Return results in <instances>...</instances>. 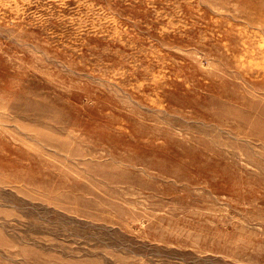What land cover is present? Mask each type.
Returning a JSON list of instances; mask_svg holds the SVG:
<instances>
[{
  "label": "rangeland",
  "instance_id": "rangeland-1",
  "mask_svg": "<svg viewBox=\"0 0 264 264\" xmlns=\"http://www.w3.org/2000/svg\"><path fill=\"white\" fill-rule=\"evenodd\" d=\"M263 5L0 0V264H264Z\"/></svg>",
  "mask_w": 264,
  "mask_h": 264
},
{
  "label": "bare ground",
  "instance_id": "bare-ground-1",
  "mask_svg": "<svg viewBox=\"0 0 264 264\" xmlns=\"http://www.w3.org/2000/svg\"><path fill=\"white\" fill-rule=\"evenodd\" d=\"M264 6V5H263ZM246 9V8H245ZM247 11V10H246ZM247 18H249V17H247ZM217 26V25H216ZM216 30V29H215ZM244 41V40H243ZM240 42H242V41H240ZM245 42V41H244ZM241 44H243V43H241ZM229 51V50H228ZM252 53V52H251ZM229 54V53H228ZM245 55H247V54H245ZM251 56V55H250ZM247 57H248V55H247ZM135 73V72H134ZM164 119V118H163ZM166 119V118H165Z\"/></svg>",
  "mask_w": 264,
  "mask_h": 264
}]
</instances>
